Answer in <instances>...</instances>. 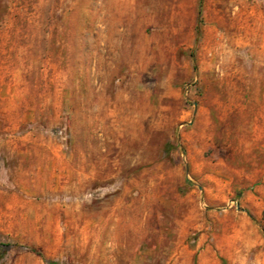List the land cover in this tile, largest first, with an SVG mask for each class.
Instances as JSON below:
<instances>
[{"label":"rangeland","instance_id":"rangeland-1","mask_svg":"<svg viewBox=\"0 0 264 264\" xmlns=\"http://www.w3.org/2000/svg\"><path fill=\"white\" fill-rule=\"evenodd\" d=\"M0 0V264H264V0Z\"/></svg>","mask_w":264,"mask_h":264},{"label":"bare ground","instance_id":"bare-ground-1","mask_svg":"<svg viewBox=\"0 0 264 264\" xmlns=\"http://www.w3.org/2000/svg\"><path fill=\"white\" fill-rule=\"evenodd\" d=\"M115 1H116V0H115ZM122 1H123L122 3L126 6L128 0H122ZM110 3H112V0L110 1Z\"/></svg>","mask_w":264,"mask_h":264}]
</instances>
